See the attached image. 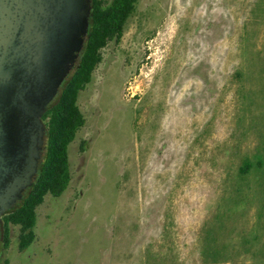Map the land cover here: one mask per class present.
I'll return each mask as SVG.
<instances>
[{
	"label": "rangeland",
	"instance_id": "1",
	"mask_svg": "<svg viewBox=\"0 0 264 264\" xmlns=\"http://www.w3.org/2000/svg\"><path fill=\"white\" fill-rule=\"evenodd\" d=\"M78 104L71 184L38 208L27 250L12 226L1 263L149 264L168 227L180 262L199 264L198 235L229 173L264 144V0H140Z\"/></svg>",
	"mask_w": 264,
	"mask_h": 264
},
{
	"label": "trees",
	"instance_id": "2",
	"mask_svg": "<svg viewBox=\"0 0 264 264\" xmlns=\"http://www.w3.org/2000/svg\"><path fill=\"white\" fill-rule=\"evenodd\" d=\"M140 0H92L90 26L75 68L43 116L46 136L33 184L2 217L0 246L9 249L11 228L19 227V250L36 241L37 210L51 195L60 198L72 181L69 146L86 125L79 96L93 81L110 42H121ZM241 77V73H237ZM157 253L149 249V264H182L168 227ZM199 264H264V144L245 155L229 173L217 205L197 240ZM0 264H8V261Z\"/></svg>",
	"mask_w": 264,
	"mask_h": 264
},
{
	"label": "water",
	"instance_id": "3",
	"mask_svg": "<svg viewBox=\"0 0 264 264\" xmlns=\"http://www.w3.org/2000/svg\"><path fill=\"white\" fill-rule=\"evenodd\" d=\"M92 0H0V240L3 215L32 186L43 116L84 49Z\"/></svg>",
	"mask_w": 264,
	"mask_h": 264
},
{
	"label": "bare ground",
	"instance_id": "4",
	"mask_svg": "<svg viewBox=\"0 0 264 264\" xmlns=\"http://www.w3.org/2000/svg\"><path fill=\"white\" fill-rule=\"evenodd\" d=\"M199 2H200V1H199ZM182 4H183V3H182ZM190 5H191V4H190ZM180 6H181V5H180ZM177 7H178V3H177ZM181 7H183V6H181ZM181 7H180V8H181ZM184 7H185V6H184ZM181 11H182V10H181ZM200 11H202V10L200 9ZM191 12H192V11H191ZM204 12H205V11H204ZM178 13H179V12H178ZM186 20H187V19H186ZM175 23H176V22H175V17H171V19H170V21H169V23H168V25H167L168 27L166 26V27H167V30H166L167 33H165V34H163V33L159 34V35H158V39L161 40V41H164L166 44H168L170 41H172V35L174 34V33H173L174 31L172 32V30L176 28V27H175ZM183 29H184V28H183ZM207 34H208V33H207ZM202 35H203V34H202ZM185 37H186V36H185ZM201 38H202V37H201ZM199 40H200V39H199ZM161 41H160V42H161ZM164 42H163V44H164ZM154 43H155V42H154ZM183 43H184V42H183ZM151 45H153V44H151ZM191 45H192V44H191ZM202 45H203V44H202ZM204 45H205V44H204ZM157 47H158V46H157ZM183 48H184V47H183ZM191 48H192V47H191ZM167 49H169V48H167ZM200 49H201V48H200ZM152 50H153V49H152ZM204 50H205V49L202 50V53H201V56H200L201 61H204V59H205V51H204ZM168 53H170L169 50L165 51L163 54L161 53L163 57H162V58H159L158 60H156V61L154 62L155 66H154V68H153V70H152V75H154V74L157 72V70L161 67V64H162L163 61L166 59V56H167ZM183 53H184V52H183ZM198 53H199V52H198ZM156 55H157V54H156ZM158 56H159V55H158ZM184 56L186 57V53H185ZM188 56H189V55H188ZM191 58H192V57H191ZM149 59L151 60L152 57L149 58ZM154 59H155V58H154ZM175 59H176V58H175ZM153 61H154V60H153ZM201 61H200V62H201ZM201 63H202V62H201ZM201 63H200V64H201ZM179 64H180V62H179ZM170 71H171V70H170ZM150 72H151V71H150ZM154 76H155V75H154ZM151 79H152V77H151ZM193 82H194V81H193ZM204 85H205V84H204ZM168 86H169V85H168ZM179 86H180V85H179ZM200 86H201V85H199L198 87L200 88ZM202 86H203V85H202ZM202 86H201V87H202ZM180 87H181V86H180ZM198 87H197V88H198ZM204 87H205V86H204ZM188 88H189V86H185V87H184V90H183L184 92L182 91V92H183V96H184V94H186L185 91H187ZM195 88H196V87H195ZM202 89H203V88H202ZM202 89H201V90H202ZM197 90H198V89H197ZM189 91H190V90H189ZM175 92H176V91H175ZM182 92H181V93H182ZM206 92H207V91H206ZM181 96H182V95L180 94L179 97H178V95H175V96L171 97V99H170V101H171V103H172L171 105L175 107V106H176V103H179V102H181L182 100L184 101V99H182L183 96H182V97H181ZM200 96H201V95H200ZM183 98H184V97H183ZM175 99H177V100H175ZM196 99H197V98H196ZM183 101H182V103H183ZM186 102H187V101H186ZM184 103H185V102H184ZM187 103H188V102H187ZM169 105H170V104H169ZM184 105H185V104H184ZM188 106H189V105H188ZM192 106H193V105H192ZM202 107H203V106H202ZM179 108H180V107H179ZM183 108H184V107H183ZM187 108H188V107H187ZM187 108H186V109H187ZM189 108H190V107H189ZM172 109H173V108H172ZM201 109H202V108H201ZM176 110H177V108H176ZM176 110H175V113L173 112V113H174L173 115H174L175 117L177 116V115H176ZM189 111H190V110H189ZM207 111H208V110H207ZM188 113H189V112H188ZM177 117H178V116H177ZM179 117H180V116H179ZM168 119H169V118H168ZM180 119H181V118H180ZM169 124H170V123H169ZM182 124H183V123H182ZM194 124H195V123H194ZM194 124H193V125H194ZM168 132H169V131H168ZM186 132H187V131H186ZM170 133H171V132H170Z\"/></svg>",
	"mask_w": 264,
	"mask_h": 264
}]
</instances>
